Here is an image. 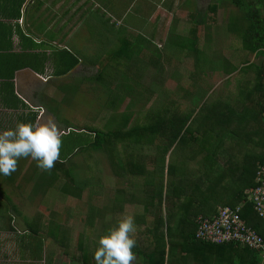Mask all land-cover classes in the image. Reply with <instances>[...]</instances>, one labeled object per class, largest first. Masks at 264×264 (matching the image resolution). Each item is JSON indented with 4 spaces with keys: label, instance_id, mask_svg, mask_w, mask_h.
Returning a JSON list of instances; mask_svg holds the SVG:
<instances>
[{
    "label": "rangeland",
    "instance_id": "rangeland-1",
    "mask_svg": "<svg viewBox=\"0 0 264 264\" xmlns=\"http://www.w3.org/2000/svg\"><path fill=\"white\" fill-rule=\"evenodd\" d=\"M237 1L239 5L234 3L235 0H202L198 7H192L189 0L187 19L182 15L181 19H179L180 16L178 17L181 21L178 24L156 25V38L151 41L147 51L149 54L145 57H134L138 63L140 60L143 63L133 71L124 70V67L120 72L115 73L93 71L91 73L93 76L92 85L88 80L79 86H77L79 82L75 81V83L70 82L69 85L64 84L66 87L50 88L54 89L52 93L57 96L56 101L53 100L54 106L61 112L65 111L64 108L68 109L66 121L71 126L68 132L64 131L61 134L62 145L59 158L66 159V167L72 170L71 175L76 176L75 172L87 186L80 197L74 198L64 194V190L61 189V186L66 182L64 176L53 183L48 180V184L45 182L44 174L40 173L37 178H31L34 180L32 184L27 179L28 198L25 201H19L18 208L22 209V215L17 218L12 217V225L19 228L24 226L23 218L36 216L37 223L41 227L40 235L44 238L42 258L36 264H47V262L50 264H78L75 262L81 254L77 247L80 240L85 246H88L90 252H93L96 250L95 246L98 245L99 237L105 233L100 225L101 215L105 212L101 209V204H105L101 201L102 195L109 197L112 193L114 196L117 187L124 190L125 185L128 186L131 183L135 196H138L141 177L135 175L128 179L131 175H128L126 171L119 173L118 177L110 163L109 154L105 151L93 150L89 143L93 140V136L87 134L86 129L84 133H80L79 128L93 127L100 131H111L120 128L127 117H130L128 127H131L136 122L143 121L151 111L164 107L174 108L178 112L194 110L197 112L205 101L229 99L238 86L243 85L241 82L248 81L251 74L244 69L243 72H240V67L246 61L260 64L262 58L241 49L240 39L236 33L229 30L228 23L232 17L239 16L241 18L253 6L259 8L264 15V0ZM210 5L215 6L214 11L209 9ZM172 19L174 20V17H171ZM202 19L203 24L196 28L198 49H196L195 55L187 49L188 39L191 36L189 31L195 22ZM240 20H235V25L240 23L237 22ZM77 56L75 58L79 61L84 58L87 61L90 59L87 56L83 59L81 56ZM92 58V64L97 63L99 68H104L99 58ZM119 58L121 57L117 59ZM124 58L127 60L126 57ZM145 59H148L149 62L146 63ZM234 68L237 70L233 72ZM59 101L67 105L56 104ZM117 149L121 154L122 147L118 145ZM148 149L150 151L147 152ZM176 151L169 161L174 162L177 167H181L186 154H182L179 148ZM143 152L146 153L143 155L146 158L144 161L153 165L154 161L151 156L155 152L154 145L146 147ZM125 155L124 160L131 159ZM117 156L118 154L115 152L116 161H118ZM161 161L159 158V163ZM167 164V161L164 162V165L159 164L157 175L149 174L151 176L149 180H155L154 188L152 183L148 184L157 193H161L163 215L169 207L165 198L168 179ZM191 166L193 164L188 162L187 167L191 168ZM102 182H104V189ZM66 185L73 187L70 183ZM106 187L109 188L106 190ZM217 204L223 206L225 200H219ZM140 213V208L136 209L131 204L130 207L123 210L122 218L132 216L135 221ZM50 221L59 224L63 231L61 233L63 243L54 241L45 233L47 230L45 227H49ZM137 228H146V224L143 226L135 223V232L132 234L134 239H139L144 245L146 244L145 238L140 236ZM171 229L172 234L169 236L174 241L179 238L176 235L177 227ZM163 230L165 231V227ZM165 244L168 247L167 240ZM178 254L176 252V257L181 258V255ZM136 257L134 264H143L142 256L136 255ZM207 257L210 262L216 261L215 255L207 254ZM181 261L191 264L192 261H197V257L189 255L181 258ZM198 263L196 262V264ZM27 264H33L28 256ZM165 264H168L167 255Z\"/></svg>",
    "mask_w": 264,
    "mask_h": 264
},
{
    "label": "trees",
    "instance_id": "trees-1",
    "mask_svg": "<svg viewBox=\"0 0 264 264\" xmlns=\"http://www.w3.org/2000/svg\"><path fill=\"white\" fill-rule=\"evenodd\" d=\"M234 3L239 5L237 0ZM209 9L214 11L215 6L210 5ZM203 19L195 22L189 31L191 36L188 39L187 49L195 55L198 49L196 28L203 24ZM237 19H241L242 22L237 21L240 23L235 25ZM228 28L239 37L242 50L262 58L260 64L244 60L246 62L239 70L243 72L244 69L251 76L248 81L241 82L243 85L238 86L229 99L205 101L197 112L195 110L178 112L174 108L167 107L153 110L143 121H138L131 127H128L130 117H127L120 128L111 131H100L93 127L79 128L86 129L87 134L93 136V140L89 142L93 150L108 152L118 174L126 171L128 175L141 177L142 192L144 196L149 197L148 203L144 202V210L147 211L149 205L153 215L151 226L147 227L143 233L148 236V243L139 245L136 241L133 248L135 255L142 256L143 264H165L166 255L168 264H187L183 263L181 258L189 255L197 257L198 264H264L259 251L235 243L211 244L194 237L196 215L200 213L207 215L202 207L208 199L215 196L212 191L213 179L229 177V185L222 188L224 191L228 188L229 193V196L224 199L225 205L234 207L242 204L240 211L242 220L264 239V218L255 211L250 199L257 185L258 168L264 163V15L259 8L253 6L241 18L232 17ZM127 59L131 60V57ZM148 59H145L146 63L149 62ZM236 70L237 68H234L233 72ZM205 93L206 91L204 95ZM84 132L80 131V133ZM118 145L122 147L121 154L117 149ZM151 145L155 148L151 156L153 165L147 164L144 161L146 158L143 157L146 154L143 150L145 151V148ZM171 148H173L171 156L179 148L186 157L181 167L168 161L165 198L169 207L168 214L164 218L161 212V193L153 189L155 180L152 181L149 178L151 173L158 174L159 164L164 165L165 156ZM115 152L118 154V161H116ZM124 154L132 161L124 162ZM213 156L222 157L224 166L219 167L217 158L214 159ZM236 157L240 160L236 161ZM159 158L162 160L161 163ZM188 162L193 164L191 168L187 167ZM71 171L66 167V159L59 158L51 170L44 171L45 182L48 184L49 180L53 183L64 176L66 182L61 186L63 193L74 198L80 197L87 184L80 180L75 172L76 176L71 175ZM69 183L73 187L66 185ZM149 183L153 184V188L148 185ZM202 186H205V190ZM23 225L24 231L20 233L21 241L22 243L27 241L26 256L33 264H36L43 254L41 227L37 223L36 216L23 218ZM174 227H177L176 235L179 238L173 241L169 235L172 234L171 228ZM45 229H47L45 233L54 241L63 243L61 236L63 231L59 224L50 221L49 227ZM166 240L168 247L165 244ZM77 247L81 254L75 263L96 264L95 251L90 252L88 246H85L81 240ZM176 252L179 256L181 255V258L176 257ZM207 254L215 255L216 261H208ZM196 262L192 261L191 264Z\"/></svg>",
    "mask_w": 264,
    "mask_h": 264
},
{
    "label": "crops",
    "instance_id": "crops-1",
    "mask_svg": "<svg viewBox=\"0 0 264 264\" xmlns=\"http://www.w3.org/2000/svg\"><path fill=\"white\" fill-rule=\"evenodd\" d=\"M188 1L0 0V130L13 129L18 123L44 124L52 120L62 134L61 131L71 127L66 121L68 109L61 112L54 106L57 96L50 88L66 87L64 84L75 81L79 86L88 80L92 85L93 71L115 73L123 67L133 71L143 63L142 60L138 63L134 57L149 54L157 24H178L182 15L187 19ZM190 1L192 7L202 3V0ZM77 55L90 59L79 61L75 58ZM92 57L99 58L104 68L92 64ZM124 57H131V60ZM56 104L67 105L60 101ZM172 149L166 154L165 162L169 161ZM213 158H217L219 167L224 166L222 157ZM235 160L240 159L236 157ZM110 163L113 164L111 156ZM39 173L43 175V169L29 157L19 159L17 170L10 176H0V264H27V241L22 243L20 236L24 228L13 226L12 217H21L18 203L28 198L27 179L32 184L31 178H37ZM229 182V177L213 179L215 196L202 207L207 215H196V226L199 216H212L222 207L217 202L229 196L228 188L222 190ZM202 189L205 190V186ZM137 193L135 196L130 183L124 190L117 187L114 196L112 193L109 197L102 195L101 201L105 204H101V209L105 212L100 225L103 232L115 227L123 217V210L131 204L141 210L135 215L134 223L146 224V228L151 226L153 215L149 205L148 210H144V202L148 203L149 197L144 196L141 186ZM167 214L168 210L163 217ZM139 228L138 233L148 243V236L143 234L146 228Z\"/></svg>",
    "mask_w": 264,
    "mask_h": 264
},
{
    "label": "clouds",
    "instance_id": "clouds-1",
    "mask_svg": "<svg viewBox=\"0 0 264 264\" xmlns=\"http://www.w3.org/2000/svg\"><path fill=\"white\" fill-rule=\"evenodd\" d=\"M62 136L54 121L44 124L18 123L13 129L0 130V176L17 170L21 158H31L37 167L51 170L60 157ZM132 216H125L98 239L94 252L96 264H134L136 240Z\"/></svg>",
    "mask_w": 264,
    "mask_h": 264
},
{
    "label": "built area",
    "instance_id": "built-area-1",
    "mask_svg": "<svg viewBox=\"0 0 264 264\" xmlns=\"http://www.w3.org/2000/svg\"><path fill=\"white\" fill-rule=\"evenodd\" d=\"M256 181L250 199L255 211L264 218V163L258 168ZM241 208L242 204L225 205L212 216H199L194 237L211 244L235 243L259 251L264 261V239L242 220Z\"/></svg>",
    "mask_w": 264,
    "mask_h": 264
},
{
    "label": "water",
    "instance_id": "water-1",
    "mask_svg": "<svg viewBox=\"0 0 264 264\" xmlns=\"http://www.w3.org/2000/svg\"><path fill=\"white\" fill-rule=\"evenodd\" d=\"M62 133H64V131H61ZM66 132H68V129L66 130Z\"/></svg>",
    "mask_w": 264,
    "mask_h": 264
}]
</instances>
